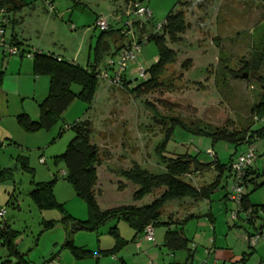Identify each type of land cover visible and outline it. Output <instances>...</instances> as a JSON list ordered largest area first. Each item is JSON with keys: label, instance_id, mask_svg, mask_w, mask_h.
<instances>
[{"label": "rangeland", "instance_id": "rangeland-1", "mask_svg": "<svg viewBox=\"0 0 264 264\" xmlns=\"http://www.w3.org/2000/svg\"><path fill=\"white\" fill-rule=\"evenodd\" d=\"M26 2L32 5L22 9L20 16L24 17V25L28 28L26 36L31 43L42 45L45 52L59 55L66 61L74 60L85 67L88 53L94 54L100 35L92 25L94 16L98 14L110 22L116 1ZM144 4L153 13L156 24L162 23L172 12H179L183 14L187 27L176 44H167L176 53V60L162 71L159 87L144 89L139 94L133 92L140 85L136 78L138 71L142 67L146 80L150 79L149 69L158 54L153 43H145L136 63L128 68L133 72L131 80L124 78L121 84L111 85L98 79L99 87L90 110H86L84 102L76 99L51 131L27 133L23 130L30 136L21 147L0 141L3 144L0 171L9 170L12 174L0 182V209L5 211V222L19 233L15 245L27 264H41L55 247L60 250L65 240L61 224L63 212L76 220L88 219L87 204L76 195L71 183L64 181L66 165L60 156L74 137L73 130L66 127L85 121L92 125V143L97 147L101 161L94 194L100 208L107 210L146 206L163 193V189L156 190L135 202L132 197L139 188L115 172L130 170L135 164L153 174L163 172L155 150L169 129L167 119H179L192 132L175 131L167 145L168 157L199 154L202 162L209 163L213 158L207 154L208 150L217 155L223 166H228L230 160H236L246 152L248 145L212 144L210 140L195 135V128L243 132L261 124L253 110L264 102V0H144ZM10 32L11 29L6 35L9 36ZM102 54L105 58L100 64L101 69L109 58L105 52ZM74 91L78 92V89L74 88ZM252 147L255 148L256 161L248 179L254 180L256 186L249 182L244 193L251 206H259L264 204V141ZM184 179L198 190L207 189L215 182L218 186L210 200L203 201L197 210L202 215L212 214L213 226L203 227V223L199 226L194 222L187 228V236L195 237L191 245L194 252L192 264H215L213 253L207 254L213 246L221 248L222 253L228 249L227 254L237 257L238 261L229 264L264 262V237L253 248L247 241L248 235L258 233L264 221L256 219L252 225L246 221L243 212L236 221L231 218L236 206L225 198L233 180L229 171L225 169L219 173L214 168L198 173L192 171ZM50 182L55 201L63 211L59 208L39 210L30 197L35 184ZM200 202L186 199L169 204L162 210L161 222L173 220L174 215L186 216L190 208H196ZM49 222L54 226L45 231ZM114 226L122 238H131L133 231L125 222H110L100 228L99 234L76 233L75 244L98 256L99 246L109 248L113 244L114 238L108 232ZM164 229L165 226L156 228L155 234L156 231L163 234ZM155 239L158 240V236ZM161 249L167 257V251ZM61 253L64 254H61L62 262L56 260L57 264H70L69 259L75 260L69 251L62 250ZM7 254L0 246V263L8 260ZM120 254L121 251L117 253L119 258ZM95 255L87 260L96 263ZM176 256L183 259L187 253L178 252ZM165 257L163 261L167 260ZM242 258L246 260L242 262ZM100 259L108 264L113 257Z\"/></svg>", "mask_w": 264, "mask_h": 264}, {"label": "trees", "instance_id": "trees-1", "mask_svg": "<svg viewBox=\"0 0 264 264\" xmlns=\"http://www.w3.org/2000/svg\"><path fill=\"white\" fill-rule=\"evenodd\" d=\"M115 1L114 4L118 3L117 1L120 0ZM128 1L129 0H122L123 6H118L112 13L114 23L119 26L118 31H112V24L110 22H108V31H100L93 54L96 63L89 67L68 63L51 55L39 54L37 52L32 53L29 50L23 49L14 35L11 37L12 45L19 49V55L21 57L26 56V54L32 55L34 75L45 77L49 81L48 95L39 104L38 120L32 121L26 115L17 118L19 126L25 132L35 133L40 130L47 132L51 131L53 127L59 123L63 114L76 99L85 103L86 110L91 109L99 87L96 68L100 66L99 61L102 56L101 42L115 32H119L121 39L125 40L126 38L122 33L126 30L125 24L127 22L132 23L130 31L133 36H130L123 46L129 44L131 40L140 44L141 48L145 43H153L158 52L157 62L149 69L150 79L139 80L140 85L133 92L139 94L144 89L159 87L158 80L162 71L176 60V53L169 49L167 44L168 42L176 44L179 41V37L183 35L187 29L183 14L172 12L163 21L164 24L161 31L155 34L154 30L158 24L155 23L153 17L150 20L143 21L132 17L131 14L130 16L127 15ZM140 1L144 4V0ZM29 5H32V3H28L26 0H0V11L5 10V17L9 20L10 24L13 20L11 16ZM50 10L54 11V8L50 6ZM99 19L100 16L95 19L93 24L94 30L97 29L96 23ZM144 37H147L145 41H143ZM117 51H115L112 57L116 55ZM2 80L3 73L0 72V85ZM74 88H77L78 92H75ZM253 113L255 114V118L261 122L260 126L255 129H248L243 132H230L227 129L210 130L207 127L202 129L199 127L197 129L195 128L196 132L194 134L198 137L210 140L212 144L224 142L235 147L248 145L250 148L257 142L264 141V102L260 103L253 110ZM167 120L169 122V129L165 132L163 140L156 146L155 150V154L164 168L163 172L160 174H153L140 168L136 164L130 170L115 172L118 176L139 188L132 197L135 202L143 200L156 190L163 189V193L159 198L146 206H124L107 210H102L100 208L94 194L97 168L101 165V161L99 158V151L92 143V125L89 121H85L76 123L72 127H66L67 129L73 130L74 137L68 144L64 154L60 156L66 165V179L64 181L71 183L76 195L87 204L88 219L86 221H80L72 218L65 212L62 213L63 218L61 224L65 231V240L61 248L62 250L69 251L70 254L79 261L91 259L94 257V253L75 246V234L79 232L99 234L100 228L110 222H125L135 233L134 239L131 241L124 240L120 236L117 226H114L108 232V234L114 238L113 247L106 251H99L100 257H115L125 246L132 243L137 236H143L144 238L145 229L148 226H153L154 229L165 226L167 230L163 237V248L171 254L186 252L189 259L193 258L194 252L189 248V241L181 229L189 219L193 218V216H189V218H186L182 222H176L175 225H173L169 221L161 222L162 210L173 202L186 199L198 202L209 201L211 194L217 190V182L210 185L207 189L202 188L198 190L187 183L184 177L191 175L192 171L198 173L202 170H210L212 168L219 173L227 169L232 177L230 166L235 160H230L228 166H223L220 165V161L216 154L215 158L209 163L202 162L199 159V154L191 156L185 153L179 157H168L166 155L167 145L172 140L175 131L180 129L186 133L192 132L186 129L177 118H170ZM163 121L166 122L164 119ZM61 130L64 131L63 128ZM252 172L251 165L245 172V187L249 182H252L256 186L254 180L249 181L248 179ZM11 175V171L9 170L0 171V182L9 179ZM30 197L39 210L59 208L63 211L61 206L55 201L52 182L35 184L34 189L30 192ZM225 198L229 199L228 191L226 192ZM241 203L243 212L251 211L252 215L255 216L257 220L264 221V204L251 206L248 201V196H246L245 193L242 196ZM245 219L249 222V219ZM249 223L253 225L254 221H250ZM172 225L174 226L173 229H171ZM53 226L54 223L49 222L45 225L44 230L48 231L52 229ZM258 233L264 237V223L259 226ZM18 235L19 233L13 231L4 220L0 228V246L7 251L8 260L0 264H27L15 245V240ZM250 236L252 235H248V237ZM12 259L15 260L14 263H12ZM54 260H57L55 255L44 260L41 264H50ZM245 260V258L241 259L242 262Z\"/></svg>", "mask_w": 264, "mask_h": 264}, {"label": "crops", "instance_id": "crops-1", "mask_svg": "<svg viewBox=\"0 0 264 264\" xmlns=\"http://www.w3.org/2000/svg\"><path fill=\"white\" fill-rule=\"evenodd\" d=\"M113 5L115 11V9L118 6L119 7L123 6V2L122 0H120L118 1V3ZM22 11L16 14L12 18L13 19L12 23H10L6 27V32L9 31V29H11L9 36L6 35L5 37L6 42L8 44H12L11 37L14 35L16 39L20 42L23 49L29 50L32 53L37 52L39 54L41 53L45 55H51L57 57L60 60L66 61L63 57L59 55L45 52L42 49V45L35 46L31 43V39L28 36H26L28 28H26L24 25L25 23L24 17L20 16ZM99 16L100 15L95 14L92 25L94 24L95 19ZM110 23L112 24V31H118L119 26L116 23H114L113 19L110 21ZM19 27L21 28L20 30H18ZM124 44H125V40L121 39V37L119 36V32L112 33L110 37H107V39L101 42L102 52L103 53L105 52L107 55H109V58H111L112 55L115 53V51H117ZM104 58L102 54L101 60L99 61L100 64L104 62ZM17 59L19 61H17ZM24 59H26L27 61H24ZM157 60L158 58H156L155 63L157 62ZM66 62L79 65L74 60L66 61ZM95 63L96 62L94 55H92L91 51H89L85 67H89L91 65H94ZM0 72L3 73V80L0 85V141H5L9 144L18 145L19 147H21L24 145L23 143L28 141L29 138L28 136L30 135L25 134L23 129L19 126L17 122V118L19 116L26 115L32 121L38 120L39 104L48 95L49 81L45 77H38L34 75L31 54L30 55L26 54V56L24 57H21L19 54L14 56H9L7 53H5L4 49L2 48H0ZM131 73L133 74V72H130L129 70L128 73L125 75V78L127 80H131L130 78ZM258 143H256L254 147L257 146ZM204 202L207 203L208 201H204ZM204 202L201 201L196 208L191 207L190 211L186 213V216L181 217L178 215H174V219L169 221L170 223L175 225L176 222H182L186 218H189V216H193V218L189 219L188 222L184 224L181 228L183 230V234L189 241L190 249H192L191 245L195 241L194 236L191 239L186 234L187 228L190 225V223L196 222L197 225L199 226H202L203 223V227L213 226L214 217L212 216V214L202 215L201 212L197 211L200 209L201 203ZM206 220L208 221V223H205ZM7 225L9 226L8 223ZM173 225L171 226V229L174 228ZM164 230L165 231L163 234H158L156 231L155 237L158 236V240L155 239V243L153 245L145 242L143 236H137L132 243L128 244L127 246H125V248L121 250L120 258L116 255L108 264H134L135 260H137V263L135 264H159V262L160 264H189V263L192 264L193 258L189 259V257H184L183 259H179L176 256V254H171L169 252H167L166 254L167 257H165L161 249L163 248V237L167 229ZM134 237H135V233L133 232L131 238L129 239L123 238V239L126 241H131L132 239H134ZM100 240L101 239H99V241ZM77 242L78 239H76V243ZM77 247L84 249L83 246H77ZM99 247H100L99 251H106L111 249L113 247V244L109 248L108 247L105 248L101 246ZM61 248H60L61 251L60 250L57 251V249L59 248L56 249L55 247L53 249V251L55 252L52 251L50 255L46 257L44 260L55 255L56 259L61 263L62 262L61 254L64 256V254L61 253L62 252ZM212 249H213L212 258L215 264H218V262H222V264H227V263L229 264V263H233V261H238L237 257H235L234 255H229V253L228 254L226 253L228 252V249H224L223 250L224 253L221 252V248L213 246ZM164 257L167 259L166 261H163ZM100 258H101L100 255L98 256L95 255L94 260L96 263H93L92 262L93 260L79 261L76 260L75 258L74 259L76 261L73 259H69L68 261H70V264H107L104 261L102 262Z\"/></svg>", "mask_w": 264, "mask_h": 264}, {"label": "built area", "instance_id": "built-area-1", "mask_svg": "<svg viewBox=\"0 0 264 264\" xmlns=\"http://www.w3.org/2000/svg\"><path fill=\"white\" fill-rule=\"evenodd\" d=\"M135 17L137 19L147 21L153 17V13L150 9L145 6L140 0H129L127 15ZM5 10L0 11V48L4 49L5 53L9 56L18 55L20 53L19 49L12 44L6 42V27L9 25V20L5 17ZM131 22L125 24L126 30L123 31L122 35L126 39L130 36H133L131 33ZM164 22L158 24L154 30V33L157 34L161 31ZM96 28L99 31L106 32L109 28L108 20L105 18H100L96 23ZM147 37L143 38L145 41ZM141 52L140 44L131 40V42L123 47H121L116 55L107 60L106 65L103 69L98 66L96 68V73L98 79L106 80L111 85H119L124 80L125 74L128 71L130 65L136 63L137 57ZM137 80H146L145 70L141 67L137 73ZM3 148V144L0 143V149ZM207 154L210 155L213 159L215 158V153L207 150ZM256 161L255 148L250 147L246 152L240 154L237 159L232 162L230 168L232 173V183L228 190V197L231 202L236 206V210L232 212L231 218L233 221H236L240 218V213L242 210V196L244 194L245 188V172L246 170ZM245 217L250 221H255V216L252 215L251 211L243 212ZM5 217V211L0 209V228L2 227ZM262 238L259 233H256L248 237L247 241L249 246L252 248L256 246L257 242ZM147 243H155V229L153 226H148L145 229L144 238ZM212 242V241H211ZM213 253V250H208L207 254ZM50 264H57V261L54 260ZM206 264V263H205Z\"/></svg>", "mask_w": 264, "mask_h": 264}, {"label": "water", "instance_id": "water-1", "mask_svg": "<svg viewBox=\"0 0 264 264\" xmlns=\"http://www.w3.org/2000/svg\"><path fill=\"white\" fill-rule=\"evenodd\" d=\"M244 77L246 78V75H244Z\"/></svg>", "mask_w": 264, "mask_h": 264}]
</instances>
